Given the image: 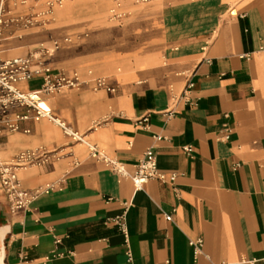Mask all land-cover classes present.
Returning a JSON list of instances; mask_svg holds the SVG:
<instances>
[{"label":"crops","instance_id":"crops-1","mask_svg":"<svg viewBox=\"0 0 264 264\" xmlns=\"http://www.w3.org/2000/svg\"><path fill=\"white\" fill-rule=\"evenodd\" d=\"M115 1L66 0L43 24L10 26L1 56L58 39L42 60L82 83L45 97L51 115L130 171L153 147L175 180L135 189L56 122L21 121L0 135V155L53 150L19 177L29 188L58 187L16 214L0 194V264H127L124 237L108 220L125 207L133 264H264V0H120L118 20L109 17ZM68 35L81 38L62 41ZM96 77L115 92L93 88ZM41 85L35 75L19 87ZM197 237L194 257L188 239Z\"/></svg>","mask_w":264,"mask_h":264},{"label":"built area","instance_id":"built-area-1","mask_svg":"<svg viewBox=\"0 0 264 264\" xmlns=\"http://www.w3.org/2000/svg\"><path fill=\"white\" fill-rule=\"evenodd\" d=\"M66 0H0V43L3 31L6 27L17 26L27 27L33 22H46L50 18L55 7L61 6ZM146 2L148 0H141ZM29 2L43 4L41 11L35 14H20L16 9L20 6L27 5ZM120 0H116L113 7L109 11L111 19H120L122 13L118 7ZM39 16L40 19H35ZM69 36L63 37L62 41L71 42ZM60 47L58 39H52L49 47L40 46L35 53H29L25 56H16L12 58H4L0 52V135L5 131H18L19 123L24 120H39L47 118L60 125L65 132L73 140L79 141L85 145L90 157L102 162L106 167L110 168L119 177L129 178L135 189H140L144 183L150 179H157L161 182H173L175 173H165L158 168L156 152L153 147H148L142 157L132 170H128L122 162L106 155L96 144L86 141L81 135L72 131L64 125L59 119L54 118L50 109L43 107L41 103H45V97L58 93L66 88L78 87L81 80L77 72L67 74L64 72H54L51 67L42 60L45 56H51L54 51ZM35 75L42 77V85L37 90L25 91L19 87L20 83H24ZM93 88L103 89L107 92H115V87L109 85L105 78L96 77L92 79ZM188 83V86H191ZM145 120V119H143ZM28 132V130H24ZM156 139H160L156 136ZM182 150L186 154H190L192 147L185 145ZM54 157V151L44 146H36L33 148L23 149L12 155L10 158L4 159L0 155V192L4 196L8 210L11 214H16L30 208L31 204L40 196L58 187V183L47 182L32 188L23 185L19 177V171L30 166H43L49 163ZM126 204V203H125ZM124 211L110 219L120 229L125 245V257L127 264H133V254L128 245V232L125 223ZM165 219L170 221L172 216L170 213L164 215ZM56 242L59 240L56 238ZM188 245L192 248L194 257L202 252L203 240L200 237L188 239ZM212 264H236L229 262H219Z\"/></svg>","mask_w":264,"mask_h":264},{"label":"rangeland","instance_id":"rangeland-1","mask_svg":"<svg viewBox=\"0 0 264 264\" xmlns=\"http://www.w3.org/2000/svg\"><path fill=\"white\" fill-rule=\"evenodd\" d=\"M21 7V6H20ZM24 7V6H23ZM26 7H29V6H26ZM37 7H39V6H37ZM36 7V8H37ZM42 10V8L40 9V11ZM20 14H29V13H22V12H19ZM52 15V14H51ZM36 19V18H35ZM44 22H42V24H43ZM35 24H41V22L39 21H37V22H33L32 24H30V25H28L27 27H33V26H35ZM10 27V26H9ZM9 27H6V28H9ZM4 29V31H3V34H2V38L3 37H6V36H9V35H11V32L10 31H7V29ZM72 40L71 41H73L74 39H80L81 38V35H74V36H71V35H68ZM2 40V39H1ZM0 194H2L1 192H0ZM5 201V200H4ZM6 204V203H5Z\"/></svg>","mask_w":264,"mask_h":264},{"label":"bare ground","instance_id":"bare-ground-1","mask_svg":"<svg viewBox=\"0 0 264 264\" xmlns=\"http://www.w3.org/2000/svg\"><path fill=\"white\" fill-rule=\"evenodd\" d=\"M66 3V2H65ZM65 3H63L62 5H64ZM62 5L61 6H57V7H62ZM41 105L43 106V107H45V108H47L48 106H47V104L46 103H41Z\"/></svg>","mask_w":264,"mask_h":264}]
</instances>
